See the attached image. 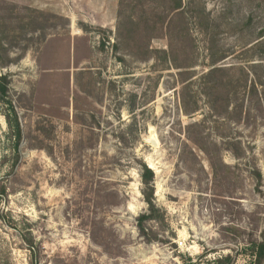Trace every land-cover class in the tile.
<instances>
[{"label": "rangeland", "instance_id": "1", "mask_svg": "<svg viewBox=\"0 0 264 264\" xmlns=\"http://www.w3.org/2000/svg\"><path fill=\"white\" fill-rule=\"evenodd\" d=\"M185 5L186 29L165 0H0V75L23 132L16 164L0 105V264H180L207 251L199 263L214 264L264 224V80L240 70L259 62L247 50L264 0ZM220 56L236 95L216 113L204 78ZM140 160L153 164L160 242L136 227Z\"/></svg>", "mask_w": 264, "mask_h": 264}, {"label": "trees", "instance_id": "2", "mask_svg": "<svg viewBox=\"0 0 264 264\" xmlns=\"http://www.w3.org/2000/svg\"><path fill=\"white\" fill-rule=\"evenodd\" d=\"M166 5L169 11L173 13L180 14V22L181 25L186 29L189 25L190 16L188 15V11L186 10L185 0H165ZM195 0H191L194 2ZM204 11L198 12L197 14H203ZM195 23L201 27L202 24L207 22L203 21L206 20V17L203 16H194ZM181 27V26H180ZM260 40V41H259ZM257 43L252 45L248 52L259 50L261 53L260 58L257 60L259 61L256 64H251L249 62V68H240L243 75L245 76V80L248 81L250 75L253 77V81H255V76L258 75L260 78L264 80V31L260 32L259 37L257 39ZM224 56H220L218 58H212L211 63L209 65L210 70L205 75L206 80H209L210 86L208 87V92H206V97L208 100L209 107L216 111L219 109H228L229 105L232 101V95L235 97L236 95V87L232 84L233 81L225 82L224 72L225 70L221 67H217V64L224 60ZM258 70L261 72L259 73ZM216 76H222V79H215ZM212 79V80H211ZM223 81L228 83L226 89H224L223 94L220 93L221 89L223 88ZM261 81V79L259 80ZM255 85V83H253ZM260 84H263L260 82ZM252 85L254 89L255 86ZM231 96V98H230ZM225 100V102H224ZM0 105L7 106L8 113H6L5 119L7 120L10 128L12 130V137L16 141L17 153H16V164L18 163V149L21 144L23 138V132L21 129V125L19 122L18 114L13 106V103L9 97V81L6 76L0 75ZM236 109L237 107L234 106ZM242 108V107H241ZM242 112V109H240ZM13 122V123H12ZM191 139V138H190ZM197 146L200 147L210 158L213 160L214 156L207 150L201 148L198 144L197 140L192 139ZM239 157V156H238ZM140 177H141V185H142V196L144 202L147 205V211L143 214L139 215L136 219V227L138 230L139 237L146 243H154L163 241L162 237L159 236V233L156 232L151 226L153 223L156 228H161L162 230L166 227L165 223V215L161 212V210L157 207L155 203V187H154V180H155V173L149 166L140 160ZM14 169V168H13ZM251 175L250 177L253 179L255 184V189L258 193L262 194L261 187H262V180L263 175L262 172L258 168H253L249 172ZM5 190L3 194H5ZM253 232L248 233V237L246 239L235 240L234 247L230 249V253L226 255H222L219 258L215 259L214 264H237L239 258L243 257L247 260V264H264V224L259 227V230H252ZM256 231V232H255ZM255 232V233H254ZM238 233H241V230H238ZM246 234V233H245ZM208 251L203 254V256L198 257V259H193L190 256H181V263L180 264H200L199 261L207 257Z\"/></svg>", "mask_w": 264, "mask_h": 264}, {"label": "water", "instance_id": "3", "mask_svg": "<svg viewBox=\"0 0 264 264\" xmlns=\"http://www.w3.org/2000/svg\"><path fill=\"white\" fill-rule=\"evenodd\" d=\"M148 139H149V141L152 143V145H154V146H158V144H157V142H156L154 136H150ZM149 168H150V167H149ZM150 169H152V168H150Z\"/></svg>", "mask_w": 264, "mask_h": 264}, {"label": "bare ground", "instance_id": "4", "mask_svg": "<svg viewBox=\"0 0 264 264\" xmlns=\"http://www.w3.org/2000/svg\"><path fill=\"white\" fill-rule=\"evenodd\" d=\"M153 136V135H152ZM155 148V147H154ZM149 166L152 168L153 164L151 163V161H149Z\"/></svg>", "mask_w": 264, "mask_h": 264}]
</instances>
